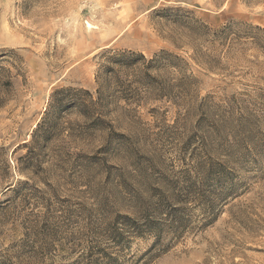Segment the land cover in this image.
<instances>
[{"label":"rangeland","instance_id":"1","mask_svg":"<svg viewBox=\"0 0 264 264\" xmlns=\"http://www.w3.org/2000/svg\"><path fill=\"white\" fill-rule=\"evenodd\" d=\"M0 264H264V0H0Z\"/></svg>","mask_w":264,"mask_h":264}]
</instances>
